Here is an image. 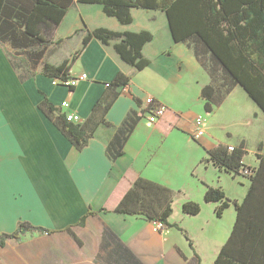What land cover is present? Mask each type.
Instances as JSON below:
<instances>
[{
    "label": "crops",
    "instance_id": "obj_1",
    "mask_svg": "<svg viewBox=\"0 0 264 264\" xmlns=\"http://www.w3.org/2000/svg\"><path fill=\"white\" fill-rule=\"evenodd\" d=\"M101 7L75 1L52 34L65 47L80 34L81 43L68 47L77 51L95 27L148 30L153 37L142 48L149 60L143 69L119 56L118 40L102 43L93 37L69 70L72 77H87L70 89L40 71L15 68L7 55L11 47L0 43V236L14 232L20 221L51 230L7 238L0 246V264H212L237 210L230 203L216 216L219 203L203 200L206 186L220 187L225 197L240 202L251 180L244 169L217 168L206 160V150L216 143L243 145L253 152L252 161L245 154L243 163L257 166L259 148L264 154V119L259 121L258 108L250 106L253 100L238 86L205 111L201 88L211 79L192 48L173 41L163 12L133 8L132 22L123 24ZM118 72L131 75L129 85L108 86ZM148 97L169 108L158 123L148 119ZM44 99L57 108L56 114L77 112L81 122L98 102H109L96 120L111 125L100 123L78 149L39 108ZM132 113L142 116L125 141H113L111 153L120 148L122 153L112 159L107 147ZM198 117L203 133L194 135ZM136 176L173 190L169 222L176 226L156 229L143 217L115 212H98L79 224L88 208L114 205ZM188 200L200 202L201 211L184 214L181 205Z\"/></svg>",
    "mask_w": 264,
    "mask_h": 264
},
{
    "label": "trees",
    "instance_id": "obj_2",
    "mask_svg": "<svg viewBox=\"0 0 264 264\" xmlns=\"http://www.w3.org/2000/svg\"><path fill=\"white\" fill-rule=\"evenodd\" d=\"M75 1L81 4H100L106 15L123 24L132 22L133 8L163 12L173 41L188 44L211 79L210 83L201 88L205 111L210 112L214 105L221 103L231 88L241 86L264 112V0H0V43L8 44L14 50L12 53L7 52V55L15 68L32 72L41 65L40 73L64 84L72 78L69 71L72 61L66 59L60 63H51L43 60V53L49 42L44 31L57 25ZM93 37L102 43L110 39L118 40L114 45L115 50L136 69H143L149 64L142 53L143 45L153 37L148 30L113 31L95 27L87 31L82 39V47L75 55ZM130 79L131 75L118 72L108 86L124 87L129 85ZM67 86L70 89L73 87ZM135 99L141 103L140 99ZM144 105L145 111L153 113L163 107L162 113L156 116V123L166 117L169 111L165 104L154 97H148ZM108 106L109 102L103 106L98 102L93 113L84 122L78 123L67 121L63 113L56 114L57 108L46 99L39 104L45 115L78 149L86 145L100 123L111 125L103 118L96 120L98 112H105ZM141 116V113L136 116L132 113L118 127L107 147L112 159L122 153L121 148L111 153L113 141H125ZM246 150L243 145L224 143H216L213 148L206 150V160L213 162L217 168L232 172L248 168L247 174L251 180L247 194L240 202L225 197L220 187L206 186L203 200L219 203L215 209L216 216H220L230 203L237 210L229 237L212 264H264V154L259 148L256 153L259 163L249 168L243 163ZM173 195L170 187L136 176L129 181L114 205L105 204L97 210L88 208L79 224H83L89 215L115 212L138 215L153 223L161 222L163 227L176 226L169 222ZM181 207L186 215H195L201 211L198 201H184ZM27 230L51 231L33 226L28 221H20L14 232L0 236V246L7 238L18 239Z\"/></svg>",
    "mask_w": 264,
    "mask_h": 264
},
{
    "label": "rangeland",
    "instance_id": "obj_3",
    "mask_svg": "<svg viewBox=\"0 0 264 264\" xmlns=\"http://www.w3.org/2000/svg\"><path fill=\"white\" fill-rule=\"evenodd\" d=\"M53 29V28H51ZM51 29L49 30H45L44 33L47 34V39H48V44L44 47L45 52L43 53V60H47L51 63H60L63 60H70V61H74L75 58L77 57L75 55L76 50H68L72 45H77L79 43H81V36L80 34H75L74 37L71 38V40L69 41V43L66 44L67 47H65L64 42L61 40H56L57 36H54L52 34ZM69 47V48H68ZM14 50L10 49L9 53H12ZM76 56V57H74ZM74 57V58H73ZM40 66L36 67L35 71H40ZM239 89L242 90L241 86H238ZM250 100V99H249ZM250 106H254L255 108H258L259 112H260V122H263L264 119V113L263 111L255 105V103L253 101H250ZM263 116V117H261ZM246 158L248 159V161H252L253 159V152L249 149L246 151Z\"/></svg>",
    "mask_w": 264,
    "mask_h": 264
},
{
    "label": "built area",
    "instance_id": "obj_4",
    "mask_svg": "<svg viewBox=\"0 0 264 264\" xmlns=\"http://www.w3.org/2000/svg\"><path fill=\"white\" fill-rule=\"evenodd\" d=\"M86 77H87L86 74L85 73H82L80 76L70 78L67 81L66 84L67 85H74V84H76V82L78 80L84 79ZM162 111H163V107H159V109L155 113L148 112V115H149L148 119H149V121L154 122L156 120V116L158 114H161ZM65 117H66V120L67 121H70V122H78V123L81 122V118H80V116L78 115L77 112L67 113V115H65ZM200 123H201V117L196 118L195 119V124L197 125L198 128H196L192 134L197 135V134L203 133V131L200 130L201 127H199L200 126ZM244 171H246L248 173L249 172V169L248 168L247 169H244ZM154 224H155L154 226H155L156 229L163 228V224L161 222H157V223H154Z\"/></svg>",
    "mask_w": 264,
    "mask_h": 264
}]
</instances>
